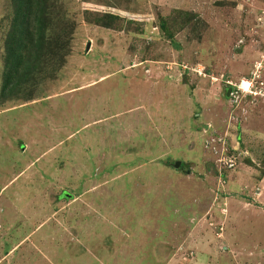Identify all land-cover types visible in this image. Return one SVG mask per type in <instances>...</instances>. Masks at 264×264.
<instances>
[{"label": "rangeland", "instance_id": "rangeland-1", "mask_svg": "<svg viewBox=\"0 0 264 264\" xmlns=\"http://www.w3.org/2000/svg\"><path fill=\"white\" fill-rule=\"evenodd\" d=\"M44 1L41 23L45 35L55 36L54 47L45 59L21 56L3 92L14 11L11 0H0V108L32 103L0 122L14 119L13 131L38 141L19 157L16 178L6 185L13 175L0 174L3 200L20 202L32 185L45 189L59 158L63 171L53 185L67 193L89 188L88 175L100 181L107 167L115 179L94 194V224L74 220L94 195L73 206L52 195L63 204L52 212L63 218L51 219L44 248L31 242L19 251L34 257L21 261L264 264V0ZM146 153L160 160L165 176L157 198L138 185H162ZM222 154L235 158L233 168L221 165ZM29 160L35 164L26 168ZM184 175L202 192L191 204ZM86 222L92 227L81 238L77 229L85 233ZM88 236L97 247H87Z\"/></svg>", "mask_w": 264, "mask_h": 264}, {"label": "crops", "instance_id": "crops-1", "mask_svg": "<svg viewBox=\"0 0 264 264\" xmlns=\"http://www.w3.org/2000/svg\"><path fill=\"white\" fill-rule=\"evenodd\" d=\"M32 102L34 104L36 101H32ZM25 105L32 106V103L29 102V103L21 104L20 102H17V103L9 102L7 106H3L0 108V117H2V115H4L5 113H9ZM13 121L14 119L7 118L4 122H0V136L4 138L3 139L2 137H0V149H1L0 150V174H2L6 169H9L10 174L8 176L13 175L11 179L8 178L6 185L9 184L19 174V172L15 176L13 174L15 171L14 169L18 167L19 157L20 156L24 157L26 154L29 153L32 147H35L38 145L37 139L35 138L32 139L35 142L31 141L30 139L24 140L20 137V135L18 134V131L17 132L13 131L12 128L14 124H16V121L14 122ZM1 123L3 124L1 125ZM5 131L10 132L11 135H6V134L4 135ZM205 142H206V139L204 141V147H205ZM95 144L96 143H93L92 146H95ZM20 147L21 149H19ZM52 147L53 145H51V149ZM205 149L207 151H210L206 147ZM156 150L157 148L155 150H152L151 153H153ZM146 151H147V148L144 146V153ZM140 152H142V150H140ZM145 155L148 157L146 160H144L145 163L155 166V171H151V173L158 174L162 178L161 180L162 185H158L156 183L152 185L151 181H149L146 177L145 178L147 179V181L142 182V183L138 182V185L147 191V197L150 198V197L156 196L157 198L159 194H162L161 188L163 191L165 188V181L163 179L164 174L162 171V165L160 163V160H158V158H155V159L151 158L150 153L149 154L146 153ZM202 157L203 158H200L202 159V161L207 159L205 155H202ZM37 158L38 157L36 156L35 162H37ZM59 160H63V159L61 158L55 159L52 163L55 168L52 172L51 171L49 172V175L47 178L48 179L50 178L51 182L50 184H48V186L45 189L36 188L34 185L30 186L28 189L23 188L22 190L27 192V196H24L23 198H21L20 202L18 200V197L10 198L9 196H7L6 199L3 200L5 192L1 194V191H0V264H24L23 260L21 261V258H34V257L31 255H28V254H31L30 250L27 252L28 254H26V257H24L23 255H19L18 253L19 251L23 249V247L31 246V244L33 243L32 245L35 248V246L37 247L42 246L44 242L50 241L49 237L47 236V232L48 231L50 232L51 230V226L49 225L51 219L59 218V216L61 217V219L63 218V213L61 211L56 214L53 213L55 212L53 211V209L55 208L62 209L63 207V204H60L59 202L54 203L53 201L54 197H61L62 200L67 199L69 201L68 203L69 206H73L74 204H72V202L77 201V199L78 200L84 199L86 195L88 194L94 195L97 193L96 191H98L99 189L102 190L101 188L103 186H106L107 178L115 179L114 176L110 177L108 173V167H107L106 171L101 172L100 181H97L95 178L88 175L87 183L91 180V186L89 188L83 189L81 192H79V194H77V192H74V191L67 193L63 190L62 186L53 185V178L60 179L61 171H63V165L59 164ZM33 163H34L33 160H29L26 163V168L28 166L32 167ZM145 163L143 164V166H145ZM113 168H114V165H113ZM49 170H50V167H49ZM96 170L98 169L96 168ZM57 172H59L60 174L59 175L56 174L55 176H53ZM97 172H99V170ZM41 173L42 174L39 176L41 178V181H43L44 180V178L42 177L44 176L43 169H41ZM125 174L126 172L122 175V177ZM184 177L186 179L187 185L183 189L185 190V192L187 191V192L193 193V195H191V200L189 202H187L185 198V203L191 204L193 201H196L193 198V196H197L198 198H201L202 196V192L200 190L201 188H197L196 186L189 185V182H190L189 177L185 175ZM166 180L169 182L168 178H166ZM2 189H4V187ZM103 189H105V187H103ZM106 189L107 191L110 190L109 188H106ZM180 190L181 189H179V187L176 188L178 197L181 195V193L179 192ZM172 192L175 193V190H173ZM15 195H18V192L15 193ZM187 196L188 195H186V197ZM106 198H107L106 203L104 201L103 204L106 205L107 208H109L108 196ZM34 199L39 200V203L35 202ZM97 203H98L97 197L96 195H94L93 200H87L84 206L79 205V209L81 207V210H79L77 215H75L74 220L81 221L79 225L83 223L84 219L86 220L88 219V222H91L92 224H94V222L91 221V219H94L93 216L95 215V208L100 209ZM37 207L41 208V211L40 213L38 212V214L37 212H35V211H38ZM44 207H46L47 209L46 212H44L43 210ZM30 209H34V211L31 212ZM48 212L49 214L47 215ZM88 222H86L85 225H86V228H89V227L90 228L85 229L86 230L85 233L83 230L85 227H82L81 229H77V232L79 231L77 234H79L82 231L81 238L90 232V229L92 226H90ZM77 226H78V223H77ZM94 238L95 237L93 236L91 238H89L88 236L87 238L83 240V242H88L86 243L87 247L90 246V248L92 249V247H95V246L97 247V244L94 243ZM34 242H39L41 245H35ZM44 247L45 246H42V248ZM47 249H48V252L46 253V255L47 257H49L50 255L49 252L51 251V249H49V247H47L46 250ZM81 251H83V249ZM44 258H46V256H44Z\"/></svg>", "mask_w": 264, "mask_h": 264}, {"label": "trees", "instance_id": "trees-1", "mask_svg": "<svg viewBox=\"0 0 264 264\" xmlns=\"http://www.w3.org/2000/svg\"><path fill=\"white\" fill-rule=\"evenodd\" d=\"M11 3L14 11V20L10 31L13 40L11 48H8L11 66L8 67L5 65L8 70L3 75V92L7 91L5 89L10 83V78L19 73L21 56L22 58L29 57L34 60L40 58L45 59L53 49L55 42L54 35H45L44 23H41V18L47 13L44 0H11ZM49 7L54 8L53 3L49 4ZM53 14L55 13L53 12ZM55 20L57 18L52 19V22ZM51 30L53 32V28ZM58 34L59 40L57 42H63V33ZM65 45L67 46V44H62L59 48L65 49ZM12 69L13 71L11 73L10 70ZM226 156L230 157L228 155Z\"/></svg>", "mask_w": 264, "mask_h": 264}, {"label": "built area", "instance_id": "built-area-1", "mask_svg": "<svg viewBox=\"0 0 264 264\" xmlns=\"http://www.w3.org/2000/svg\"><path fill=\"white\" fill-rule=\"evenodd\" d=\"M205 147L209 150L211 149V144L206 143ZM220 163L224 168H233L235 165V158L234 157H227L226 155L222 154L220 158Z\"/></svg>", "mask_w": 264, "mask_h": 264}, {"label": "water", "instance_id": "water-1", "mask_svg": "<svg viewBox=\"0 0 264 264\" xmlns=\"http://www.w3.org/2000/svg\"><path fill=\"white\" fill-rule=\"evenodd\" d=\"M230 91H231V89H230V88H229V89H227V90H226V93H225V95H226V96H228V95H229V93H230ZM175 166H176V167H178V163H176V165H175Z\"/></svg>", "mask_w": 264, "mask_h": 264}]
</instances>
